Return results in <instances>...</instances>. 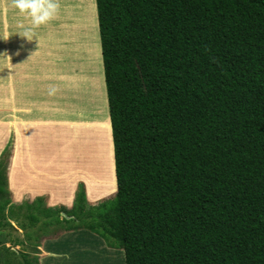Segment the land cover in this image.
<instances>
[{
  "label": "trees",
  "instance_id": "1",
  "mask_svg": "<svg viewBox=\"0 0 264 264\" xmlns=\"http://www.w3.org/2000/svg\"><path fill=\"white\" fill-rule=\"evenodd\" d=\"M87 5L116 190L89 209L80 192L53 225L88 229L122 250L124 264H264V0ZM96 207L97 221L76 223ZM25 210L26 220L37 216Z\"/></svg>",
  "mask_w": 264,
  "mask_h": 264
},
{
  "label": "rangeland",
  "instance_id": "2",
  "mask_svg": "<svg viewBox=\"0 0 264 264\" xmlns=\"http://www.w3.org/2000/svg\"><path fill=\"white\" fill-rule=\"evenodd\" d=\"M89 1L91 0H0V119H4L7 113L5 108L9 103L6 104V96L13 93V83L15 93L16 88L22 85V79H26L24 73L23 75L17 73L30 71L31 66L35 64L31 60L38 59L39 56L43 57V62L40 64L43 67H46V63L54 57L53 62L59 70L51 71L49 67H46V70L41 71L42 67L37 68V64L32 70L33 81H27L24 88L18 91L34 93L35 89L39 90L36 88L39 84L38 77L42 84L54 79L56 88L62 92L55 99L56 103L52 104L55 110L57 109L58 117L67 115V111L63 112L62 106L68 103L76 114L74 107L77 110L78 108L84 109V112H87L85 109L89 110L93 107L97 109L94 115L85 114L83 116L85 119L107 118V99L103 82L97 16L96 12H91L92 8L87 5ZM21 3L26 6L21 8ZM78 6L83 7L79 9ZM28 27H32L33 30H27ZM69 30L72 32L68 33ZM37 44L42 46H37ZM46 55L49 57H44ZM59 57H62V62L58 59ZM78 72L82 75L81 80L84 76L83 84L73 81ZM75 91L77 92L74 96L80 97L81 105H85L83 108L79 107L80 102H75V104L69 97H66ZM10 98L14 106H29L30 100L27 98L23 99L15 95ZM87 102H89L88 105ZM58 130L61 134V130L66 132L68 129L59 127ZM85 131L89 133V136L95 131L97 137L94 135L91 139L97 140V144L101 143L99 147L92 145L91 155L93 157L87 160L89 153H83L81 147L73 142L70 146L55 148L57 152L54 149L50 155H48L49 151H45L44 154H47L50 159L56 152L53 159L56 164L52 166L55 176H48V180H40L45 176H34L27 172L26 176H31V180L36 183L35 186L33 182H10L8 175L14 170L17 171L16 163H11L10 168L8 167L10 153L13 151H11L12 144L9 142V146H5L3 150L0 149V186L2 189L0 204L6 200L9 201L2 210V215L9 225L0 231V242L4 243L0 245V264H25L22 255L27 256L32 264H124L122 250L108 248L103 240L92 235L88 229L63 231L65 233L56 239H44L56 234L63 226L62 223L58 226L53 225L58 217L56 210L60 207H46L47 200L43 194L45 190L51 196L53 195L52 201L62 197L66 201L69 200L70 206L79 205L81 201L77 200V195L80 192L84 193L86 197L83 196L82 204L86 203V209L114 196L116 180L113 183V179H110L111 175L114 177L115 175L112 174L111 165H109L113 156L110 153L109 127L106 124H100L98 129L88 127ZM74 132V128L69 129L70 135ZM73 139L76 143H80L79 138L72 135ZM68 155L72 156L69 161L66 160ZM60 163L68 166V170L61 168L63 165L60 166ZM104 166L108 167L107 172L111 175L104 176V171H106ZM16 176H20L23 180L18 173ZM15 179L18 181L17 178ZM104 180L106 181L105 189L100 190ZM18 206H21V209L15 208ZM27 207L29 212L37 215L33 217V220L25 219L24 214ZM101 210V207L92 208V211L82 219L65 216L63 212H60V218L67 220L73 217L76 223L80 220L88 222L90 218L92 221H97ZM14 216L19 217V220L12 219ZM63 223L66 227L76 225L73 220ZM43 241L46 242L45 247L41 246ZM14 243L17 244L14 245ZM37 245H40V248ZM33 258L38 260L37 263L33 262Z\"/></svg>",
  "mask_w": 264,
  "mask_h": 264
},
{
  "label": "crops",
  "instance_id": "3",
  "mask_svg": "<svg viewBox=\"0 0 264 264\" xmlns=\"http://www.w3.org/2000/svg\"><path fill=\"white\" fill-rule=\"evenodd\" d=\"M27 30L31 31L33 30V28L28 27ZM37 46H42V45L37 44ZM44 57H49V55H46ZM58 59L60 60V62H62V57H59ZM29 60H25V61H29ZM53 60H55L54 57L52 60H50V62L46 63L47 65L46 67H49L50 68L49 70L51 71H57L59 69L57 68V65L53 62ZM31 62H35V64L31 66L30 71L17 73L19 75H23L24 73V77L26 78V79H22V85L16 88L17 92L14 93L15 84L13 83V86H14V87L12 86L13 93L8 94L9 96H6V99H7L6 104L9 103V105H6L5 111H7V113L5 114L4 119H0V149L3 150L5 146L7 147L9 142L10 144H12L11 151L12 150L13 151L10 153L8 167L10 168L11 163L12 164L16 163L17 165L15 169L17 171H15L13 167L14 171L11 172L10 175H8L10 182L11 181L12 182L15 181L16 183L33 182L35 186L36 183L33 180H31L30 178L31 176H26L27 172L34 174V176L36 175L45 176V178H41L40 180H43V179L48 180L47 178L48 176H51V175L55 176L54 168L52 167L54 166V164H56V162H54L53 160L57 152V149L55 148H61L67 145L70 146L71 142H73L81 147L80 149L82 150L83 153H86V152L89 153L87 154L89 155L87 157V160L89 158L91 159V156H92L91 149L93 148L92 145L99 147L101 143L97 144V140L91 139L93 138L92 136L95 135L97 137V135L94 131V134H90L89 136V133L85 131L86 128L91 127L94 129L95 128L98 129L100 124H106V126L109 127V143H110L111 155L113 154V143H112V136H111V126H110L108 115L106 119L104 118L103 119H100V118L85 119L83 117L87 113L94 115L95 114L94 111L97 110V109H94V107L92 109L89 108V110L85 109L87 112H84V109L78 108L77 110V108L74 107V109H76L77 111V114H76L75 110L72 111L67 103L64 106H62L63 112L67 111V115L64 114V116H61V117H58L56 115L57 109L55 110L52 104L56 103L55 99H57L58 96L62 92L61 90H58V88H56L54 79H51L46 84H42V81H40L38 77L39 84H37L36 88H38L39 90L35 89L34 93H31L30 91L23 92V93L18 91L24 88V85L27 81L29 82L33 81L34 73L32 70H34L37 64H38L37 68L42 67L40 68L41 71L46 70V67H43L40 65L43 62V57L39 56L38 59L31 60ZM60 68L62 67L60 66ZM43 73L45 72L43 71ZM87 73L89 74V72ZM81 77L82 75L79 74L78 72L76 75V78H74L73 81L83 84L84 76L82 80H81ZM76 92L77 91L71 92V94L66 97H69V99L73 103L80 102L79 107L83 108L85 105L83 106L81 105V101H82L81 98L74 96ZM14 95L18 97H22L23 99L27 98L28 100H30L29 106L28 107L14 106L10 98ZM88 103L89 102H87V105ZM59 127H61V129L65 127L68 130L66 132L61 130V134H60L58 130ZM70 128L75 129V132L72 133L71 135L69 133ZM88 131H91V130H88ZM72 135L79 138L78 142L80 143H76L74 139L72 140ZM94 142L95 144H93ZM54 149L56 150V152L52 154L51 159L48 158V155H50V153ZM45 151H49L48 155L44 154ZM23 156L24 158H22ZM60 157H63V156H60ZM71 157L72 156L68 155V159L66 160L69 161ZM46 158H48V160ZM30 160H32L33 162L30 163L29 162ZM109 165H111L112 174L115 175L113 156L111 159V164ZM60 166H62L61 168L68 170V166L64 165L63 163H60ZM36 167L37 168L41 167V168H38V170H34ZM104 170H106L104 171V176L111 175L109 174V172H107L108 167L104 166ZM17 173L18 175H21L23 177V180L21 179L20 176H16ZM15 178H17L19 182ZM110 179H113L112 182L115 183L116 179L113 175H111ZM105 182L106 181L104 180L103 187L100 190H103V188L105 189ZM47 192L48 191L45 190L43 193L46 196V200H47L46 207L47 208L71 207L69 200L66 201V199L62 197L56 198L55 201H52L53 195L51 196ZM96 205H93V206H96ZM63 233L65 232L59 230L53 236L50 235L52 237H50L49 235H46L49 237H45L44 239H56L59 236H61ZM45 243L43 241V244L41 246L45 247ZM37 247L40 248V245H38Z\"/></svg>",
  "mask_w": 264,
  "mask_h": 264
},
{
  "label": "clouds",
  "instance_id": "4",
  "mask_svg": "<svg viewBox=\"0 0 264 264\" xmlns=\"http://www.w3.org/2000/svg\"><path fill=\"white\" fill-rule=\"evenodd\" d=\"M25 6H26V5H25V4H23V3H21V4H20V7H21V8H24ZM63 213H64V212H63ZM64 215L66 216V214H65V213H64Z\"/></svg>",
  "mask_w": 264,
  "mask_h": 264
},
{
  "label": "water",
  "instance_id": "5",
  "mask_svg": "<svg viewBox=\"0 0 264 264\" xmlns=\"http://www.w3.org/2000/svg\"><path fill=\"white\" fill-rule=\"evenodd\" d=\"M64 215V213H62Z\"/></svg>",
  "mask_w": 264,
  "mask_h": 264
}]
</instances>
